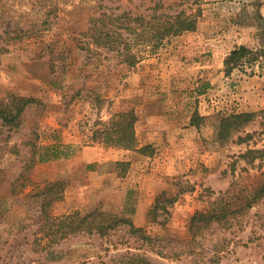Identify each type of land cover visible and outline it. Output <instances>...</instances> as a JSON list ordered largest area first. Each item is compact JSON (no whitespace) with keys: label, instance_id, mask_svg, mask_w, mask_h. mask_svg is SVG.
I'll return each instance as SVG.
<instances>
[{"label":"rangeland","instance_id":"obj_1","mask_svg":"<svg viewBox=\"0 0 264 264\" xmlns=\"http://www.w3.org/2000/svg\"><path fill=\"white\" fill-rule=\"evenodd\" d=\"M182 11L195 28L134 45L136 64L95 44L103 13ZM262 34L264 0H0V96L36 100L19 127L0 121V264H264V156L241 157L264 152V64L224 65ZM128 111L132 149L102 132ZM52 146L69 156L40 161ZM221 199L239 212L193 237ZM95 211L119 224L95 233Z\"/></svg>","mask_w":264,"mask_h":264},{"label":"trees","instance_id":"obj_2","mask_svg":"<svg viewBox=\"0 0 264 264\" xmlns=\"http://www.w3.org/2000/svg\"><path fill=\"white\" fill-rule=\"evenodd\" d=\"M195 24V16H190L185 11L177 15H158L155 13L150 18L144 16L132 17L128 13L116 16L103 13L100 17L95 18V44L98 47L107 48L108 51H116L119 55L123 56L124 62L133 65L139 61L138 54L133 51L134 45L147 44L152 46L153 49H156L167 38L180 35L188 30H193ZM259 41L260 45L257 49L241 45L236 46L231 51L224 61L227 75H230L234 69L246 64L253 65L258 62L264 64V34L261 35ZM35 101L33 98L13 94L0 96V121L3 125L19 127L22 121V115ZM250 118L251 115L245 113L223 117L220 121L221 137L222 134H227L232 129L243 131L244 122H249ZM136 120L137 116L133 111L120 113L116 119L111 121V125L106 126L102 132L108 134L110 127H112L113 134L116 136L122 134L121 136L125 138L127 142L124 145L125 148H137V138L134 130ZM60 148L63 147H49L47 152L40 155L39 160L51 161L68 157L69 154ZM263 156L264 152L262 150H249L247 153L241 155L248 163H254ZM257 194L258 197L264 195V184L259 187ZM257 196H254V198H257ZM51 198V200L45 201L46 204L47 202L50 204L53 201L54 198ZM159 199L151 210V213L152 211L155 213L159 210ZM239 210L232 209L228 204L223 203L222 199L217 200L214 203V207L208 212L198 211L194 214L189 225L190 233L193 237H196L203 234L214 223H229L230 217L239 212ZM114 220V223H110L107 220V214L95 211V233L106 235L110 229L115 228L119 224L117 219ZM59 222H62L61 218ZM130 225L133 226L132 224ZM133 230L138 232L141 229H136L133 226Z\"/></svg>","mask_w":264,"mask_h":264},{"label":"crops","instance_id":"obj_3","mask_svg":"<svg viewBox=\"0 0 264 264\" xmlns=\"http://www.w3.org/2000/svg\"><path fill=\"white\" fill-rule=\"evenodd\" d=\"M96 154H97V155H96ZM98 154H99V151H96V150H95V159L93 160V162H96V161L101 160V156L98 155Z\"/></svg>","mask_w":264,"mask_h":264}]
</instances>
